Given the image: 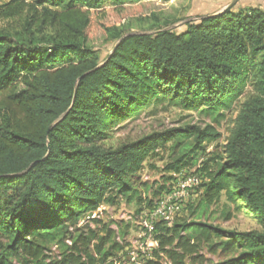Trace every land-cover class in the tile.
Segmentation results:
<instances>
[{
  "label": "trees",
  "instance_id": "obj_1",
  "mask_svg": "<svg viewBox=\"0 0 264 264\" xmlns=\"http://www.w3.org/2000/svg\"><path fill=\"white\" fill-rule=\"evenodd\" d=\"M0 1V17L24 14V34L45 45L0 28V93L8 92L0 100V264H123L111 231L100 235L81 219L136 195L144 161L169 141L201 147L220 133L188 125L107 146L108 132L153 102L212 112L247 89L224 155L211 158L200 205L223 195L260 228L160 220L144 264H163L160 253L186 264L200 242L234 253L214 264H264V9L227 6L181 32L166 28L175 19L144 32L132 27L144 22L140 3L150 0ZM95 33L113 42L103 59L90 43ZM183 156L171 168L179 171ZM50 244L60 252L47 262Z\"/></svg>",
  "mask_w": 264,
  "mask_h": 264
},
{
  "label": "rangeland",
  "instance_id": "obj_2",
  "mask_svg": "<svg viewBox=\"0 0 264 264\" xmlns=\"http://www.w3.org/2000/svg\"><path fill=\"white\" fill-rule=\"evenodd\" d=\"M31 2L32 0H25ZM233 0H171L162 2L150 0L140 3V15L144 22L133 25L132 30L153 32L155 29L147 28L148 24L162 23L164 19H175L176 21L166 28L181 32L185 28V22L195 20L209 12L217 11L229 5ZM2 2L0 1V5ZM248 6L264 7V0H236L233 3L235 10ZM24 14L13 18L0 17V28L8 29L16 35V39L24 41L28 46H41V37L29 39L23 32L22 19ZM135 22V21H134ZM92 46L97 49L100 59L108 55L113 47V42L105 41L100 33H95L90 40ZM45 46V45H43ZM247 91V92H246ZM245 92L249 93L247 89ZM244 92V93H245ZM7 91L0 93V100L7 94ZM243 93V94H244ZM245 93V94H246ZM243 94L238 96L230 105L222 107L218 111H209L204 107L197 110L184 109L175 105L167 99L151 103L149 106L135 111L127 120L120 122L108 132L104 140L107 146H117L123 142L134 140L142 135L153 131H160L167 128H184L188 125L198 127L212 126L220 133V137L214 141H206L201 147H195L191 139H180L176 142L169 141L163 148L158 149L149 156L139 171V182L137 194L130 200L124 197L116 198L113 204L103 203L95 211L81 219L79 225H87L95 229L100 235L111 231V240L119 242L123 248L114 255L115 260L123 264H144L151 259L152 250L156 245L148 247L150 240L154 238L155 223L160 220L171 226L174 222L202 221L223 228H234L237 230H249L260 228L257 221L244 213L238 211L222 195L212 204L202 205L203 184L208 180V172L213 167L211 158L217 155H224L225 144L234 125L239 102ZM183 154H185L183 156ZM183 156V165L179 171L171 168L176 160ZM187 178H195V182H187ZM145 183V184H142ZM188 183V184H187ZM161 202H165V209L168 219L164 215L151 219L153 210ZM176 205L178 210L173 209ZM172 208L173 213H168ZM94 220V221H93ZM153 225L148 233L146 224ZM191 236L192 231H187ZM193 242V241H192ZM46 251L49 259L58 257L59 246L50 244ZM234 255L232 252L217 250L212 252L208 244L200 242L196 250L186 255V264H214ZM163 264H170L169 259L160 253ZM23 259L13 260L12 264H30L23 262ZM134 260V261H132Z\"/></svg>",
  "mask_w": 264,
  "mask_h": 264
},
{
  "label": "built area",
  "instance_id": "obj_3",
  "mask_svg": "<svg viewBox=\"0 0 264 264\" xmlns=\"http://www.w3.org/2000/svg\"><path fill=\"white\" fill-rule=\"evenodd\" d=\"M187 182H191V183L193 184V183L195 182V178H187ZM187 184H188V183H187ZM164 203H165V202H161V204H160L155 210H153V212L150 213V214H152L151 219H155L156 217L161 216V215H164V217H165L166 219L169 218V216H167L166 212H163V209H165V205H164ZM179 207H180V206L176 205L173 209L178 210ZM168 213H173L172 208H170V210H168ZM145 228L147 229L148 233H150L151 230L153 229V225H152V223L149 224V225L146 224V225H145ZM149 240H150V241H149L150 243L147 244L148 247L157 244L156 241H155L154 239L151 238V239H149ZM132 261H134V260H132ZM134 263L139 264V262H135V261H134Z\"/></svg>",
  "mask_w": 264,
  "mask_h": 264
},
{
  "label": "crops",
  "instance_id": "obj_4",
  "mask_svg": "<svg viewBox=\"0 0 264 264\" xmlns=\"http://www.w3.org/2000/svg\"><path fill=\"white\" fill-rule=\"evenodd\" d=\"M227 6H228V5L222 7L221 9H219V10H217V11H212V12H209V13H207V14H212V13L219 12V11H221L222 9H224V8L227 7ZM259 7L262 8V9H264V7H261V6H259ZM205 15H206V14H205Z\"/></svg>",
  "mask_w": 264,
  "mask_h": 264
},
{
  "label": "water",
  "instance_id": "obj_5",
  "mask_svg": "<svg viewBox=\"0 0 264 264\" xmlns=\"http://www.w3.org/2000/svg\"><path fill=\"white\" fill-rule=\"evenodd\" d=\"M236 0H233L228 6H233V3L235 2Z\"/></svg>",
  "mask_w": 264,
  "mask_h": 264
}]
</instances>
